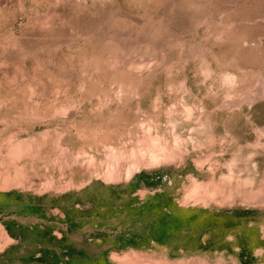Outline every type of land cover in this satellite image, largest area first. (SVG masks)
<instances>
[{
    "label": "rangeland",
    "instance_id": "obj_1",
    "mask_svg": "<svg viewBox=\"0 0 264 264\" xmlns=\"http://www.w3.org/2000/svg\"><path fill=\"white\" fill-rule=\"evenodd\" d=\"M0 264H264V0H0Z\"/></svg>",
    "mask_w": 264,
    "mask_h": 264
},
{
    "label": "bare ground",
    "instance_id": "obj_2",
    "mask_svg": "<svg viewBox=\"0 0 264 264\" xmlns=\"http://www.w3.org/2000/svg\"><path fill=\"white\" fill-rule=\"evenodd\" d=\"M19 147V146H18ZM158 153V152H157ZM168 154V153H167ZM9 179V178H8ZM6 235V234H5Z\"/></svg>",
    "mask_w": 264,
    "mask_h": 264
}]
</instances>
